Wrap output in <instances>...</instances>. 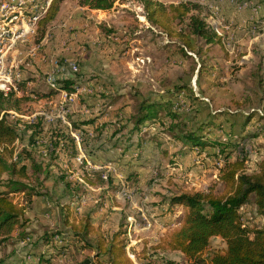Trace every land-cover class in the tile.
Masks as SVG:
<instances>
[{
    "label": "rangeland",
    "instance_id": "obj_1",
    "mask_svg": "<svg viewBox=\"0 0 264 264\" xmlns=\"http://www.w3.org/2000/svg\"><path fill=\"white\" fill-rule=\"evenodd\" d=\"M157 1L176 4L183 1L197 2L199 0ZM221 5L224 14H221L220 18L225 24H230V19L233 21L229 31L222 30L225 43L202 46L200 56L188 53L187 57H181L174 54L177 47L175 41L169 40L149 26L144 18L142 7L136 0H125L124 4L116 3L114 8L108 12H91L80 8L75 0H65L56 19L48 25L43 39H39L37 33L26 43L17 47V60L22 59L19 66L22 75L21 81L30 80L33 84L25 87L26 92L19 94L13 92L14 98L9 102L10 110L8 111H14L24 117L38 114L36 115L38 119L45 116L48 120L59 119V96L54 99L55 105H49L48 101L39 98V95L27 94V91L34 90L38 94L49 91L50 87L46 80L51 70L60 64L75 63L79 69L75 78L78 77L80 70L84 69V72L80 73L82 86L89 82L99 87L97 88L99 92H108L107 96L113 94L117 97L113 105L109 109L106 108L108 116L111 117V114L120 107H126L130 111L134 110L139 97L147 98L170 90L175 85H189L195 96H200V102L204 104L200 105L202 112L198 114L188 112L183 104V95L181 94L176 101L179 105L178 112L181 120L185 122L181 127H197L196 124L209 117L211 112H227L228 117L232 120L239 116L242 118L250 116L251 121L246 127L248 131H245L248 132V137L242 140V144L253 148V151L258 153L259 159L264 158V136L256 131L264 126V30L258 26L260 24L255 23L260 20V17L253 15V8L249 4L244 5L241 9L235 7L237 11L228 3H221ZM243 10L248 12V15L246 22L240 27L237 21L241 14L243 17ZM239 11L242 12L238 13ZM209 15L210 13H207V21ZM35 59L48 62L50 67L38 68ZM45 70L46 72H44ZM199 71L202 72L201 75H199ZM55 78L57 80L58 76L56 75ZM22 96L25 98L23 101H19L17 110L14 108V99ZM71 112L69 105L66 116H74L77 113L76 111ZM258 112L263 116H260ZM66 116L65 118H67ZM25 122L27 120L17 119L11 123L19 132V138L2 154L7 164L18 166L17 163L12 162L13 145L18 147L27 145L26 141L29 135L23 130ZM169 122L171 123L169 120L166 121V126H169ZM155 129L156 131H152L150 137L156 134L160 139L159 157L154 165L148 168L147 177L143 178V183L145 182L144 184L147 185L146 188L142 186L144 190L141 195L136 196L135 194L142 200L146 199V202L149 199L153 202L148 201L143 204L156 208L168 196L176 193H191L194 190L191 184L196 181L201 184L198 189L200 192L204 193L212 189L218 194L222 193L223 185L219 182V176H216L217 170L213 159L212 161L199 159V164H196L193 159L189 158L185 164H182L175 157L177 151L168 155L170 149L173 151V149L179 148L180 140L169 135L164 127L155 125ZM227 130L225 127L218 131L221 140ZM175 133L180 136L181 130H176ZM253 134H257L256 137ZM32 158L36 162H40L45 157L33 152ZM235 158L234 154L228 162L234 161ZM61 159L62 162L67 163L65 157ZM70 164L74 175L79 177L80 165L75 161L73 163L71 161ZM254 165H247L248 171L255 170ZM179 167L183 168L181 173ZM64 173V171L60 172V176L65 177ZM30 176L31 179L26 182L39 190L41 195L38 197L58 202L56 207L63 209L66 212V218L71 221L68 228L62 227L60 230L59 226H53L54 219L40 218L35 213L36 211L34 212L33 206L26 205L24 218L28 220L29 227L35 226L32 229L29 228L35 236L32 239L35 242L39 241L38 230L44 228L45 231L60 230L62 238L68 240L78 239L77 232L80 231L79 226L82 224L77 225L76 221L79 219L80 222V219L87 215L95 219L96 205L105 198L107 193L103 189L88 190L90 193L80 189L78 194L81 197L80 202L76 197L72 200L68 196L65 200H60L65 197V191L55 188L54 176L49 175L48 178H45L41 173L37 177ZM8 179L18 180L15 176L4 174L1 182ZM76 181L82 184L80 181ZM131 190L130 185L127 187L125 184L121 194L118 191L115 193V200L119 202L116 207L120 209L119 211L122 210L126 216H137V209L133 208L130 203L134 197ZM108 192L111 193V191ZM55 196L57 199H54ZM77 201L79 202L78 207H76ZM241 213L242 222L249 228L253 229L261 225V219L256 216L250 204L244 207ZM183 215L179 218L182 219ZM170 219L172 225L164 226L155 222L150 232L138 235L140 243L133 250L143 264H189L180 252L173 253L157 248L165 235L179 227L173 225L177 220V224H180V219H172V217ZM15 234H17L16 229L7 239H0V263L4 261L10 263L16 261L15 258L18 259L19 256L23 257L22 253L27 248L15 244ZM87 240L94 244L95 238L89 236ZM84 244L86 243L72 244V251L68 250L62 263L79 264L83 260L91 258L92 250L84 247ZM221 244V242L211 241L204 257L207 258L210 252L223 250L225 244L224 247H221ZM53 259L54 264H60L57 258L53 257Z\"/></svg>",
    "mask_w": 264,
    "mask_h": 264
},
{
    "label": "trees",
    "instance_id": "obj_2",
    "mask_svg": "<svg viewBox=\"0 0 264 264\" xmlns=\"http://www.w3.org/2000/svg\"><path fill=\"white\" fill-rule=\"evenodd\" d=\"M65 0H52L47 14L40 20L36 35L43 39L46 29L57 17L61 5ZM80 8L89 11L108 12L112 10L116 3L124 4L125 0H75ZM142 7L144 18L149 26L159 31L169 40L175 41V55L187 57L188 53L200 56L202 46H212L222 44L207 22V2L204 6L199 2H178L176 4H165L157 0H136ZM231 7H239L247 3L255 7L264 8V0H225ZM206 12V13H205ZM264 19V18H263ZM202 74L201 71L198 72ZM30 80H23L19 83L18 90L24 91ZM76 90L74 82L71 80H58L57 87L42 94L34 90L27 91V94L39 95L44 99L61 92L73 93ZM183 95V104L186 111L192 113L200 112L198 106L200 100L192 92L189 85H175L170 90H165L156 97L141 98L137 102L134 114L128 119L122 120L119 128L115 130L110 139H104L106 144L113 139L117 143L113 147L124 149L122 155L137 152L142 148L140 138L149 136L150 128L158 125L164 127L166 132L179 139L185 153L192 151L206 152L208 157L215 160L220 157L224 161V167L219 175V182L223 185L222 193L218 194L209 189L207 192L197 193H176L172 197L163 200L167 201V215L173 213L174 206H182L184 215L180 219L179 227L160 240L157 248L165 251L180 252L189 264H264V158H260L255 165V170L247 172L246 162L248 156L244 152L242 140L248 137L246 127L251 121L250 116H245L232 120L227 112H215L209 114L205 120L199 121L197 127L183 128L184 121L181 120L179 110L173 109L178 97ZM14 98L13 92L4 95L0 92V239H7L14 229L17 230L15 240L25 241L29 234L26 231L28 221L24 218V208L13 203L12 194L24 193L31 197L38 195L36 189L27 184L31 179L30 175L41 173L44 177L52 175L55 169H62L60 158L55 154L59 146V138L64 134L60 133L58 127L50 128L52 124L46 126L41 122L43 118L36 116L32 123H25L23 130L29 133L28 145L35 142L33 139L38 134L51 132L50 139L46 143L41 142V149L46 153L43 161L36 162L32 158L33 151L22 148L19 156L22 161L18 166L7 164L3 158L6 148L12 145L19 138V132L11 124L6 116L10 110L9 102ZM25 97L14 99V108L18 110L19 101ZM16 106V107H15ZM4 113L2 116L1 114ZM169 120V126L166 121ZM94 123L93 119L73 123L74 128H79L80 124ZM228 129L225 135L230 140L223 142L218 135L221 129ZM181 130V135L177 136L175 131ZM126 131L123 138L121 133ZM145 131V132H144ZM237 131V133H235ZM239 131V132H238ZM248 131V130H247ZM264 136V126L259 128ZM103 128L98 130L97 141H101ZM257 134H253L256 137ZM135 136L137 137L136 140ZM232 137V139H231ZM113 138V139H112ZM71 143V142H70ZM72 144V143H71ZM51 145V146H50ZM74 147V146H73ZM218 151V154L212 151ZM74 149L71 157H74ZM236 155L232 162H228L231 156ZM129 155V154H128ZM130 162L126 163V166ZM138 165V164H134ZM132 167V166H131ZM105 170H92L85 168L82 180L88 185H102L114 182L112 173H107V180L102 178ZM4 174L15 176L17 181L8 179L1 182ZM134 171H126L121 178L125 184L136 182ZM66 190H69L70 183L65 182L64 176H59ZM120 189L118 185L117 190ZM80 192L79 187L74 188V193ZM253 207L256 216L261 219V225L256 228H249L242 222L244 207ZM125 218L122 214L119 229L112 234L99 232L98 228L92 225L87 218L80 231L77 232L78 239L62 238L60 232H45L40 236V240H32L29 245L31 249H38L50 246L51 254L40 253L37 261L31 264H54L53 255H64L72 247V244L79 242L86 243L84 247L92 250L91 258H87L79 264H131L126 255L125 242ZM164 226L172 225L168 219H158ZM124 222V223H123ZM94 236V244L88 242L87 238ZM60 237L62 244H56L55 239ZM219 237L225 244L221 251L210 252L207 258L204 253L207 251L212 238ZM83 247V246H82ZM83 247V248H84Z\"/></svg>",
    "mask_w": 264,
    "mask_h": 264
},
{
    "label": "crops",
    "instance_id": "obj_3",
    "mask_svg": "<svg viewBox=\"0 0 264 264\" xmlns=\"http://www.w3.org/2000/svg\"><path fill=\"white\" fill-rule=\"evenodd\" d=\"M197 2H199V4L202 6H204V2L205 3L207 2V5H208L207 6V13H210V7L214 6V7H218V9H220L219 10L220 15L224 14V9L222 8L221 3L225 4L226 3L225 0H199ZM233 9H235L234 6H233ZM235 11H237V10L235 9ZM243 11H244L243 17L241 14L239 20L237 21V23H239L240 27L242 26V24H244L246 22V18L248 15L247 14L248 12H246L245 10H243ZM91 12H93V11H91ZM241 12L239 11L238 13H241ZM257 16L260 17V20L259 21L257 20L255 23L260 24L258 26L261 27V25H264V19H263L264 18V8L260 9V12ZM229 22H230V24H233L232 19H230ZM35 61H36V63H38L37 64L38 68L39 67H43V68L44 67L45 68L50 67L48 62H46V63L41 62L38 59H35ZM82 71L84 72V69L80 70L77 78H74L73 80H71L72 82H74V87L76 88V90L73 92L74 94H76V97L74 98V101L70 104V106H71L72 112H74V111L77 112L76 115H74V116L67 115L66 116L67 118H64V119L52 118L50 120H48V118H46V116L44 115L45 117L43 118V120H41V122L43 124H45L46 126H48V124L49 125L52 124V126L50 128H52V127L55 128V126L57 125L56 127H58V129H62V130H60V133L64 134L62 136V137H64V140L59 138V146L55 150V154L60 158L59 162L63 168L62 169L56 168L54 173L52 175H50V176L55 177L54 178L55 183H56L55 188L60 190V191H62V190L65 191V197H62L60 200H65V198H67V196H68L72 200H74V198L76 197L78 199V201L80 202L81 197L78 195L79 193L78 194L74 193L75 187H79L81 190H84L85 192H89L88 190L103 189L107 194H106L105 198L101 199L99 201V203H97V205H96V208H95L96 211H94L95 212V214H94L95 219L91 218L90 215L83 216V218L80 219V222H79V219H78V221H76V224L77 225L83 224L84 221L87 218H89L90 221L92 222V225L95 228H98L99 232H105V233H109V234L116 232L119 229L121 215L124 214V212L122 210L119 211L120 209L118 207H116V205L119 204V202H117L115 200V193L117 192L116 190L118 187V180L114 177V182L111 183L110 185H108V184L88 185L82 180V176H83V172H84L85 168H91L92 170L93 169L98 170L99 167H103V166L110 164L114 168L115 172L118 173L120 176H122L128 170H130V171L132 170L135 172L136 182L134 184H132V183L127 184V187H128V185H130V187L132 188L131 191H133V194H134L132 202H130L132 204L133 208H139V207L145 208L147 213L153 214L158 219L159 218H161V220L168 219V221L171 222L172 220L169 219L168 218L169 215H167V209H168L167 201L165 203H163V201H162L161 204H159L156 208H154L151 206L147 207V205L143 204L144 202H146L145 201L146 199L142 200L140 197H136L137 195H141V192H143L144 189L142 188V186L144 188H146L147 185L144 184L145 182L143 183V178L147 177V174L149 172L148 168L150 166H153L154 162L159 157L158 154L160 152V150H159L160 139L158 138V136L156 134H153V136L150 137L151 132L149 133V136H147V137L142 136V138H140L142 148L140 150H138V153L137 152L128 153L129 155L128 154L122 155L124 152L123 148L113 147V145L115 143H117L115 141V139L112 138L113 140L109 144H106L105 141H103L104 139L108 140L111 138L112 133L119 128V124H121L120 122L122 120H124V122H125L126 119H128L129 117H131L134 114L137 102L140 101V99L144 98V97H139L136 100L134 110L130 111L126 107H120L116 110V112L111 114V117H110V116H108L109 113H108L107 109H109L113 105V103L117 97L113 96V94H112V96H107L108 92H103V91L99 92L97 90V88H99V87H97L96 85L90 84L89 82L85 83L82 86L80 83V79H81L80 73ZM44 72H46V70ZM30 84H33V82L29 81L27 83V85H30ZM27 85H26V87H27ZM100 88H101V86H100ZM24 91L26 92V88ZM24 91H19L17 93L19 94L20 92H24ZM163 92H161L159 94H162ZM159 94L149 96V97L154 98ZM56 96L60 97L59 102H61L62 92L57 94V95H52L50 97H46V98H44V100L48 101L47 103L49 105H52L55 102L54 99L56 98ZM198 97L200 100V96H198ZM201 104H204V103L202 102V103H200V105ZM200 105L198 106L197 110L202 112V107ZM200 112H198V113H200ZM198 113H196V114H198ZM211 114H214V112H211ZM88 119H93L94 123H89V124L83 123V124H80L79 128L73 127V123H79L80 121H84V120H88ZM100 128H103L104 132H102L101 141H97L96 140L97 135H98L97 132ZM46 129L47 128H44V132L42 134H38L36 137L33 138L35 141H38V142L35 144V146L33 148L27 149V150H29V151L32 150L33 152H36L37 154H42L43 157H46V153L44 151H42V149H41L42 148L41 142L46 143L47 141H49L50 135L52 132V131H50L47 133ZM55 129H57V128H55ZM58 129H57V131H58ZM28 135H29V133H28ZM125 135H126V131H123L121 133L120 137L123 138V136H125ZM74 136L77 137V139ZM136 139H137V137L135 136L134 140H136ZM27 143H28V140L26 141V144ZM73 149H74L75 153H74V157H71V153H72ZM79 150H81L83 152V154L85 156V160L78 163L77 157L79 155ZM174 151H177V154L175 157L179 162H182V164H185L187 159L191 158V156L193 154V152L185 153L181 143H180V146L178 149H173V151H171V149H170L168 152V155ZM63 157H65L66 161L65 160L64 161L67 163L62 162L61 158H63ZM71 161H72V163L75 161L76 163H78L80 165L79 166V169H80V176L79 177L74 175L73 171L71 170V168H72V166L70 164ZM127 162H130V165L126 166ZM134 164H138V165H134ZM62 171H64L65 172L64 174H66L64 181L70 183L69 190H66L62 181L59 179V176L61 175L60 172H62ZM38 175L39 174H37L36 176H38ZM76 180L80 181L82 184H80ZM34 188L36 189L37 192L39 191L36 187H34ZM108 191H111V193ZM135 194H136V196H135ZM39 195H41V194L33 195V196L29 197V196L25 195L24 193H19L18 194V199H19V205L18 206L24 208V213H25V206L26 205H28L29 207L33 206V208L36 209V210L33 209L34 212L36 211L35 213L40 218L45 219V218L50 217V218L54 219L53 226H56V225L59 226L60 230H62V227L65 229L68 228L71 221L70 220L68 221V219L66 218V212L63 209L56 207L58 202H56L55 200L53 202L50 200L48 201L47 199H43L41 197H38ZM172 196H168L167 198L172 197ZM167 198H164V199H167ZM54 199H57V196H55ZM78 201H77L76 207H78V204H79ZM148 201L150 202L151 199H149ZM148 201L146 203H148ZM151 202H153V201H151ZM77 210L79 211V209H77ZM71 211H73V209H71ZM179 217H181V216H179ZM173 226L177 227L179 225H177V223H176ZM34 227H29V223H27L26 231L28 233H30L28 238L22 242H17L15 240V244L23 245L24 247L27 248L26 251L22 253L23 257L19 256L18 259L15 258L16 261H12L10 263L4 261V262H1L0 264H31V263H35L37 261V256H35V255H39L40 253H47V254L52 253L50 246H44V247H40L38 249H31L29 243L34 239L35 236L32 232H30L29 228L32 229ZM80 227L81 226H79V229H80ZM44 229L38 230V236L43 235V233H45V232H57L56 230H52V231L46 230L45 231ZM16 233H17V230H16ZM15 236H16V234H15ZM15 236H14V238H15ZM62 236L63 235L61 234V237ZM211 241L221 242L222 243L221 247H224V243L219 237L212 238ZM70 249L72 251L73 248L71 247ZM173 253H177V252H173ZM92 254H93V252H92ZM62 256L63 255H58V256H56L55 254L53 255L54 258H57V260L60 264L62 262H60L59 260ZM65 256H66V254H65Z\"/></svg>",
    "mask_w": 264,
    "mask_h": 264
},
{
    "label": "built area",
    "instance_id": "obj_4",
    "mask_svg": "<svg viewBox=\"0 0 264 264\" xmlns=\"http://www.w3.org/2000/svg\"><path fill=\"white\" fill-rule=\"evenodd\" d=\"M52 0H0V92L4 95H7L10 92H19L18 83L21 81L22 75L19 71V66L22 63V59L17 60V47L21 44L26 43L31 37L36 34L38 24L40 20L47 14L50 4ZM253 8V15H258L260 12L259 7H255L251 3H247ZM246 5V4H244ZM244 5L239 6L241 9ZM208 18V17H207ZM217 21V22H215ZM208 24L214 33L221 38L222 44L224 42V34L222 30L225 31L230 30V24H225L223 20L220 18V12L217 7H210V15L208 19ZM261 29L264 30V25H261ZM253 29H256L253 27ZM252 29V31H253ZM78 66L75 63H67L60 64L51 70L48 78L46 80L47 84L51 89H55L57 87V80H73L75 75L78 73ZM58 76L56 80L55 76ZM76 94L74 93H66L62 92V100L59 103L58 110L60 113V118L64 119L67 112L68 106L74 101ZM175 110H179V105L176 103L173 107ZM260 116H263L262 113L258 112ZM4 113L1 114V116ZM37 114H34L29 117H24L22 115L17 114L14 111H7L6 116L9 121L13 122L17 119H25L27 122L32 123ZM156 131L155 126L150 128V132ZM145 132V131H144ZM75 137V136H74ZM77 139V137H75ZM232 139V137H231ZM18 140V139H17ZM230 140L228 135H224L222 137L223 142H228ZM38 141L30 145H26L25 147H18L13 145V153H12V162L17 163L18 165L22 161V158L19 156V152L22 148L31 149L35 146ZM244 152L248 156L247 165L257 164L258 162V153L251 147H247L243 144ZM1 151V150H0ZM193 154L191 158L194 160V163L199 164V161H212L206 152L192 151ZM213 153L218 154V151H214ZM200 159V160H199ZM85 160V156L81 150H79V155L77 157V162H82ZM216 165V176L220 175L221 170L224 167V161L217 157L213 160ZM254 165V167H255ZM99 170H105L102 178L107 180V173H112L113 176L118 180V185H120V189L118 192L121 194L124 190L125 184L121 176L115 172L114 168L109 164L103 167H99ZM180 173L183 171V168L179 167ZM255 169V168H254ZM247 172L251 173L252 171ZM191 187L194 189L191 193L200 192L201 184L199 182H194L191 184ZM13 203L19 205L18 194L11 195ZM137 216H126L125 218V242H126V255L131 261V264H143L140 259L137 258V255L134 254V247H136L140 240L138 235L140 233H145L150 231L155 222L159 223L158 218L153 214L147 213L145 208H136ZM173 213H171L168 218L172 217V219H179L178 217L184 214V209L182 206H174ZM178 221V220H177ZM177 223V222H176ZM175 223V224H176ZM179 225V223L177 224ZM56 244H62L60 237L55 239ZM65 254L60 258V262H62L65 258Z\"/></svg>",
    "mask_w": 264,
    "mask_h": 264
}]
</instances>
